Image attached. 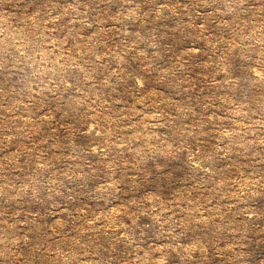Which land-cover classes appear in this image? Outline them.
Instances as JSON below:
<instances>
[{
  "label": "rangeland",
  "instance_id": "obj_1",
  "mask_svg": "<svg viewBox=\"0 0 264 264\" xmlns=\"http://www.w3.org/2000/svg\"><path fill=\"white\" fill-rule=\"evenodd\" d=\"M0 264H264V0H0Z\"/></svg>",
  "mask_w": 264,
  "mask_h": 264
}]
</instances>
